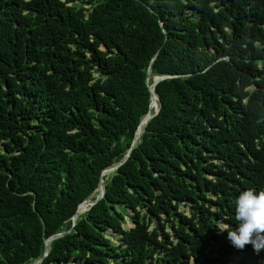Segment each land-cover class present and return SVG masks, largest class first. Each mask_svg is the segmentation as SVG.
I'll list each match as a JSON object with an SVG mask.
<instances>
[{"label": "trees", "instance_id": "1", "mask_svg": "<svg viewBox=\"0 0 264 264\" xmlns=\"http://www.w3.org/2000/svg\"><path fill=\"white\" fill-rule=\"evenodd\" d=\"M156 76L42 264H264L216 228L264 189V0H0V264L72 227Z\"/></svg>", "mask_w": 264, "mask_h": 264}, {"label": "clouds", "instance_id": "2", "mask_svg": "<svg viewBox=\"0 0 264 264\" xmlns=\"http://www.w3.org/2000/svg\"><path fill=\"white\" fill-rule=\"evenodd\" d=\"M235 226L217 221L219 233L227 232V239L238 250L251 244L259 253L264 249V189L247 188L235 197Z\"/></svg>", "mask_w": 264, "mask_h": 264}, {"label": "water", "instance_id": "3", "mask_svg": "<svg viewBox=\"0 0 264 264\" xmlns=\"http://www.w3.org/2000/svg\"><path fill=\"white\" fill-rule=\"evenodd\" d=\"M148 75H149V70H148ZM170 78V76H161V77H154L153 78V83L151 85H148V90L150 92V104H149V110L146 113L145 117L139 122L135 133H134V137L131 143V146L129 148V150L127 151L126 155L118 162L116 163L114 166L104 170L101 175H100V181L98 184V188L97 190L86 200H84L83 202H81L76 209L75 214L72 216L71 221H72V227L67 230V231H63L60 232L58 234H54L52 236H50L49 238L45 239V249H44V254L43 257L40 258L39 260L31 263V264H42L44 258L48 255V245L51 242V240H54L56 238H59L61 236H63L66 233H69L72 228L74 227L76 220L78 218L79 215L85 213L86 211H88L93 205H95L99 200H101L104 197L105 194V189H104V185H103V180L102 178L107 177L112 175L130 156L132 150L134 149V147L136 146L137 143V137L139 136V133L142 131V133L144 132V128L147 125V123L158 113L159 111V103H158V97L154 94V89L157 85L158 82ZM149 83V77L147 76V84ZM157 99V105L155 103L154 99ZM152 106H154V109L152 108ZM151 109H153V113L151 112ZM95 196V199H92V197Z\"/></svg>", "mask_w": 264, "mask_h": 264}, {"label": "rangeland", "instance_id": "4", "mask_svg": "<svg viewBox=\"0 0 264 264\" xmlns=\"http://www.w3.org/2000/svg\"><path fill=\"white\" fill-rule=\"evenodd\" d=\"M185 207H182L181 208V211H185ZM130 215H132V213H129L127 216H126V218H125V227L126 228H129V227H132V224H131V222H130V220H129V216ZM107 235H108V237H110V238H113V239H115V238H117L118 237V235H114L112 232H108L107 233Z\"/></svg>", "mask_w": 264, "mask_h": 264}]
</instances>
